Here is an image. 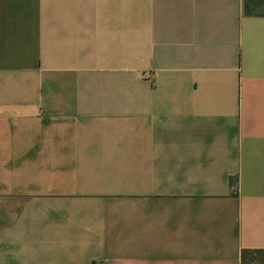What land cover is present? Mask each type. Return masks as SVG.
<instances>
[{
	"label": "crops",
	"instance_id": "0c3cea01",
	"mask_svg": "<svg viewBox=\"0 0 264 264\" xmlns=\"http://www.w3.org/2000/svg\"><path fill=\"white\" fill-rule=\"evenodd\" d=\"M257 248L264 16L0 0V264H240Z\"/></svg>",
	"mask_w": 264,
	"mask_h": 264
},
{
	"label": "trees",
	"instance_id": "16d2710c",
	"mask_svg": "<svg viewBox=\"0 0 264 264\" xmlns=\"http://www.w3.org/2000/svg\"><path fill=\"white\" fill-rule=\"evenodd\" d=\"M243 10L246 15L264 16V0H243ZM240 264H264V248L242 249Z\"/></svg>",
	"mask_w": 264,
	"mask_h": 264
},
{
	"label": "built area",
	"instance_id": "2783aa9c",
	"mask_svg": "<svg viewBox=\"0 0 264 264\" xmlns=\"http://www.w3.org/2000/svg\"><path fill=\"white\" fill-rule=\"evenodd\" d=\"M232 188H233L234 192H236L237 191V183H235L234 185H232Z\"/></svg>",
	"mask_w": 264,
	"mask_h": 264
}]
</instances>
